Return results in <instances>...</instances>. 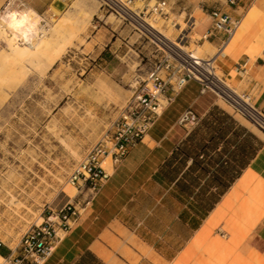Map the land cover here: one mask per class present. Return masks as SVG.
Listing matches in <instances>:
<instances>
[{"label": "crops", "instance_id": "crops-1", "mask_svg": "<svg viewBox=\"0 0 264 264\" xmlns=\"http://www.w3.org/2000/svg\"><path fill=\"white\" fill-rule=\"evenodd\" d=\"M21 1L42 15L75 0ZM180 2L196 36L211 28V10L241 17L255 3L217 65L264 112V0ZM228 106L190 81L45 264H264V138ZM188 109L200 117L195 128L179 123Z\"/></svg>", "mask_w": 264, "mask_h": 264}, {"label": "rangeland", "instance_id": "rangeland-1", "mask_svg": "<svg viewBox=\"0 0 264 264\" xmlns=\"http://www.w3.org/2000/svg\"><path fill=\"white\" fill-rule=\"evenodd\" d=\"M149 1L153 5L157 0H139L137 5L143 7ZM180 3L168 0L167 18L156 17V26L172 40L187 18L176 9ZM254 4H248L243 19ZM21 11L35 15L33 24L41 26L33 10ZM52 13L55 17L43 40H51L53 49L68 38L64 51L52 66L50 58H41V63L29 67L27 77L0 93V239L11 249L31 226L75 199L77 190L69 183L70 174L132 97L135 79L152 51L130 26L102 11L98 0H75L65 11ZM205 26L206 22L200 31ZM9 33L0 28V53L7 50ZM197 39L195 35L186 46L188 52L201 47L205 50L202 58L216 54L217 46L210 50L208 41ZM19 46L28 45L20 42ZM216 71L224 78L218 65ZM227 108L234 112L230 105ZM70 188L76 191L71 199L63 193Z\"/></svg>", "mask_w": 264, "mask_h": 264}, {"label": "built area", "instance_id": "built-area-1", "mask_svg": "<svg viewBox=\"0 0 264 264\" xmlns=\"http://www.w3.org/2000/svg\"><path fill=\"white\" fill-rule=\"evenodd\" d=\"M138 1L98 0L102 11L130 26L139 39L152 47L147 65L135 79L132 97L70 174L69 183L77 190L75 199L52 210L41 224L31 226L11 254L2 257L0 264H45L64 236L79 222L102 185L110 179L112 170L143 141L156 120L190 81L198 82L202 92L209 91L221 98L264 135V112L253 104L251 95L232 90L226 86L224 78L219 79L216 75L217 60L241 29L243 18L233 17L221 9L211 10L212 26L199 36L197 42L216 39L217 52L209 58H198L184 50L195 36L196 24L191 18L185 20V26H180V33L172 40L156 26L157 16H168V0H157L153 5L149 1L143 7L137 5ZM227 3L230 7H237L239 0H228ZM26 7L21 0H8L0 11V28L10 30L3 27L5 15L11 11L21 12ZM39 16L38 38L49 30L55 14L50 12ZM246 68L244 65L243 70ZM179 123L195 128L200 117L188 109ZM108 161L110 166L106 165ZM4 247L6 244L0 239V250Z\"/></svg>", "mask_w": 264, "mask_h": 264}, {"label": "bare ground", "instance_id": "bare-ground-1", "mask_svg": "<svg viewBox=\"0 0 264 264\" xmlns=\"http://www.w3.org/2000/svg\"><path fill=\"white\" fill-rule=\"evenodd\" d=\"M34 16L27 11H11L3 18V27L9 28L10 30L7 31H10V33L5 38L7 50L0 53V93L7 88H11L9 86H13V83L17 84L18 81L20 82V80H23L25 76L27 77L29 67H31L32 64H39L41 58H50L52 60L50 65L52 66L54 60L62 54L66 45L69 43V39L66 38L59 46L52 49L51 40H43L45 35L38 38L39 27L33 24ZM178 27L177 30L180 31V26ZM21 41H24L28 46L20 47L19 44ZM206 46L210 50H214L211 44L206 43ZM184 50L188 52L186 48H184ZM224 50L221 55L225 54ZM190 53L198 58H202L205 50L200 47ZM216 75L218 76L217 71ZM219 79L221 78L219 77ZM226 86L229 87L227 84ZM63 193H65L69 199L76 196L74 188H70L67 191L63 190ZM0 259H2L1 256Z\"/></svg>", "mask_w": 264, "mask_h": 264}, {"label": "trees", "instance_id": "trees-1", "mask_svg": "<svg viewBox=\"0 0 264 264\" xmlns=\"http://www.w3.org/2000/svg\"><path fill=\"white\" fill-rule=\"evenodd\" d=\"M221 113V112H220ZM223 114V113H222ZM212 115H213V113H212ZM225 117H228L227 115H224Z\"/></svg>", "mask_w": 264, "mask_h": 264}]
</instances>
